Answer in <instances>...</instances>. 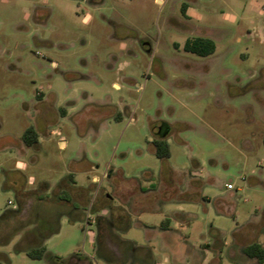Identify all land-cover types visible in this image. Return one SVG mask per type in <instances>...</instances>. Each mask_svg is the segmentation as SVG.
I'll return each instance as SVG.
<instances>
[{
    "label": "rangeland",
    "instance_id": "obj_1",
    "mask_svg": "<svg viewBox=\"0 0 264 264\" xmlns=\"http://www.w3.org/2000/svg\"><path fill=\"white\" fill-rule=\"evenodd\" d=\"M195 37L213 54L184 51ZM263 137L264 0H0V217L53 193L73 206L41 259L16 251L22 231L0 264H109L97 217L154 264H201L204 242L213 264H257L240 250L264 242Z\"/></svg>",
    "mask_w": 264,
    "mask_h": 264
},
{
    "label": "trees",
    "instance_id": "obj_2",
    "mask_svg": "<svg viewBox=\"0 0 264 264\" xmlns=\"http://www.w3.org/2000/svg\"><path fill=\"white\" fill-rule=\"evenodd\" d=\"M185 9L186 5L184 4L182 6V12L184 14ZM183 49L197 56L206 57L213 54L215 45L212 40L206 37H195L193 40H187ZM21 141L26 147H33L37 144V133L34 127L29 126L24 130ZM153 149L158 159H167L170 156L169 146L165 139L153 141ZM67 178L68 181L74 184L71 175ZM69 203V200H66V196L61 197L53 193V197L50 199L44 200L39 196L36 197L30 210L32 216L24 221L18 220L22 210L20 205L16 210L5 212L0 217V243L7 244L15 235L23 231L20 240L15 246L16 251L25 252L30 259H41L45 252L43 242L52 234L57 233L59 229L58 216L62 213H68L69 210L73 209V206H69ZM69 218L70 220L73 219L71 216H69ZM96 224L98 229V236L96 239L98 245L97 255L99 258L104 259L109 264H115L113 263L115 258L112 252L107 248L106 241L109 240L120 252L119 264H131V262L136 260L134 254L138 251L133 249L131 242L122 241L116 236L114 231L117 229V226H115L113 220L97 217ZM30 225H32V227ZM5 227L10 229L8 234L2 232ZM123 245H125V247H123ZM101 249L103 251L99 252ZM242 254L248 259H254L257 264H264V246L257 242L245 246L242 249ZM0 258L7 261L3 256H0ZM145 260L144 262H146Z\"/></svg>",
    "mask_w": 264,
    "mask_h": 264
},
{
    "label": "crops",
    "instance_id": "obj_3",
    "mask_svg": "<svg viewBox=\"0 0 264 264\" xmlns=\"http://www.w3.org/2000/svg\"><path fill=\"white\" fill-rule=\"evenodd\" d=\"M158 1H160V0H155L156 3ZM190 12H191V8H187L186 7V9H185V15L187 16ZM114 86H117V85L114 84ZM59 144L62 147L64 146V143H62V142H59ZM94 180H95V178H94ZM143 228L146 229V233H147L148 236L154 233L153 229L150 228L149 226L143 225ZM163 229H164V231L161 233V237L163 238V240L165 241V243L168 244V242H167V237H168V233H169L168 230H167L168 229V226L167 227L164 226ZM253 242H257V243L261 244L262 246H264V242L263 243H260L257 240L252 241L249 244H251ZM249 244H247V245H249ZM247 245H244V246L242 245L241 250H240L241 251V254H242V249L245 246H247ZM132 246H133V249L137 250L138 252H143L142 254L145 257V258H143V263H145V264H154L153 263L154 261H153V258H152V253H151L150 248H148V247H141V246H138V245H136L134 243H132ZM207 247H209V243H207V242L202 243V252H201L202 253V258H201V264H213V262H214V255L213 254L212 255L209 254ZM239 248H237V250ZM206 253H208L210 255L208 258H206ZM144 260L146 262H144ZM141 262L142 261L136 259L133 262H131V264H142ZM215 264H217V263H215Z\"/></svg>",
    "mask_w": 264,
    "mask_h": 264
},
{
    "label": "flooded vegetation",
    "instance_id": "obj_4",
    "mask_svg": "<svg viewBox=\"0 0 264 264\" xmlns=\"http://www.w3.org/2000/svg\"><path fill=\"white\" fill-rule=\"evenodd\" d=\"M167 134V127L165 125H162L156 130L155 137L162 140L165 139Z\"/></svg>",
    "mask_w": 264,
    "mask_h": 264
},
{
    "label": "built area",
    "instance_id": "obj_5",
    "mask_svg": "<svg viewBox=\"0 0 264 264\" xmlns=\"http://www.w3.org/2000/svg\"><path fill=\"white\" fill-rule=\"evenodd\" d=\"M226 188H227L228 190H231L233 187H232V185L227 184V185H226ZM8 204H9V203H8Z\"/></svg>",
    "mask_w": 264,
    "mask_h": 264
}]
</instances>
